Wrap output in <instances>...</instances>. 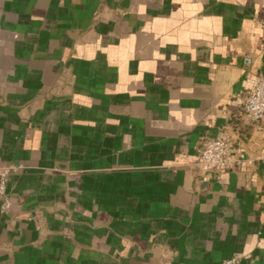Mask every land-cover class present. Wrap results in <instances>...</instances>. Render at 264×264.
<instances>
[{"label": "crops", "instance_id": "obj_1", "mask_svg": "<svg viewBox=\"0 0 264 264\" xmlns=\"http://www.w3.org/2000/svg\"><path fill=\"white\" fill-rule=\"evenodd\" d=\"M259 75L264 0H0V264H264Z\"/></svg>", "mask_w": 264, "mask_h": 264}, {"label": "built area", "instance_id": "obj_2", "mask_svg": "<svg viewBox=\"0 0 264 264\" xmlns=\"http://www.w3.org/2000/svg\"><path fill=\"white\" fill-rule=\"evenodd\" d=\"M241 110L246 119L254 124H264V75L255 78L250 91L241 102ZM238 136L222 132L215 137H204L197 148L196 164L202 173V180H208L230 167L240 165L243 160L239 154ZM10 167L0 169V209L6 210L10 205L7 192V176ZM237 258L223 260L218 264H237Z\"/></svg>", "mask_w": 264, "mask_h": 264}]
</instances>
